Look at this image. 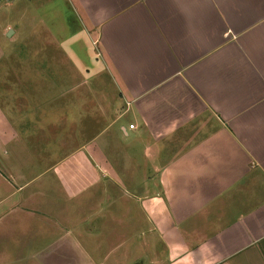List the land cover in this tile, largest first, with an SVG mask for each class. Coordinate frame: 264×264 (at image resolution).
Returning a JSON list of instances; mask_svg holds the SVG:
<instances>
[{
    "label": "crops",
    "instance_id": "1",
    "mask_svg": "<svg viewBox=\"0 0 264 264\" xmlns=\"http://www.w3.org/2000/svg\"><path fill=\"white\" fill-rule=\"evenodd\" d=\"M65 1L130 118L119 139L78 150L94 146L93 169L78 151L29 179L0 169V241L13 238L15 263L105 264L120 253L115 214L79 221L60 207L101 184L123 189L114 169H128L124 210L157 235L164 264H264V0ZM104 148L123 151L124 166Z\"/></svg>",
    "mask_w": 264,
    "mask_h": 264
},
{
    "label": "rangeland",
    "instance_id": "2",
    "mask_svg": "<svg viewBox=\"0 0 264 264\" xmlns=\"http://www.w3.org/2000/svg\"><path fill=\"white\" fill-rule=\"evenodd\" d=\"M95 50L67 1L0 2V169H21L29 179L46 169H59L60 162L70 159L96 137V144L102 146L121 137L120 127L128 126V110L116 84L94 57ZM112 107L124 113L118 123L111 124L115 116ZM93 147L86 153L78 151L86 169L94 167ZM103 154L115 155L109 157L112 166L117 162L124 166L123 151L104 148ZM60 169L75 168L65 164ZM114 170L120 173L118 182L123 189L110 188L108 195V189L101 188L105 187L101 184L76 198L85 203L78 206V200L63 195L60 208L68 214L75 210L79 221L100 213L115 214L122 220L124 225L115 238L123 249L111 253L105 264H164L163 249L160 252L156 246L157 235L146 231L148 226L137 212L128 215L124 210L128 183L131 184L128 169ZM136 170L141 175L142 169ZM56 176V171L45 173L39 181L49 182ZM53 192L49 189L48 195L52 197ZM91 194L95 199L99 197V210H93ZM109 202L114 205L109 206ZM147 239H151L150 246L158 254L144 246ZM14 248L13 238L1 239L0 264H16L19 255Z\"/></svg>",
    "mask_w": 264,
    "mask_h": 264
},
{
    "label": "built area",
    "instance_id": "3",
    "mask_svg": "<svg viewBox=\"0 0 264 264\" xmlns=\"http://www.w3.org/2000/svg\"><path fill=\"white\" fill-rule=\"evenodd\" d=\"M1 1H4V0H0V2H1ZM130 128H131V129H133V128H134V126H130Z\"/></svg>",
    "mask_w": 264,
    "mask_h": 264
},
{
    "label": "water",
    "instance_id": "4",
    "mask_svg": "<svg viewBox=\"0 0 264 264\" xmlns=\"http://www.w3.org/2000/svg\"><path fill=\"white\" fill-rule=\"evenodd\" d=\"M11 33H12V31H11Z\"/></svg>",
    "mask_w": 264,
    "mask_h": 264
}]
</instances>
